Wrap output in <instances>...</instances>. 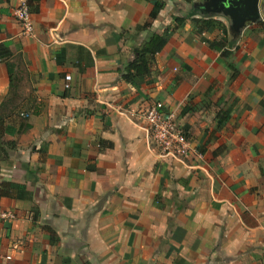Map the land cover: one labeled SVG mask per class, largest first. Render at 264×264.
<instances>
[{
	"label": "crops",
	"instance_id": "0c3cea01",
	"mask_svg": "<svg viewBox=\"0 0 264 264\" xmlns=\"http://www.w3.org/2000/svg\"><path fill=\"white\" fill-rule=\"evenodd\" d=\"M18 3L0 0V182L20 186L0 264H264V0L238 30L206 0H40L31 34ZM207 15L226 31L198 33ZM152 33L151 72L125 81ZM155 101L196 154L149 140Z\"/></svg>",
	"mask_w": 264,
	"mask_h": 264
},
{
	"label": "built area",
	"instance_id": "2783aa9c",
	"mask_svg": "<svg viewBox=\"0 0 264 264\" xmlns=\"http://www.w3.org/2000/svg\"><path fill=\"white\" fill-rule=\"evenodd\" d=\"M14 16L20 22L22 32L31 34L33 25L30 20L31 13L27 7V0H19L13 11ZM71 77L65 75V88L70 87ZM142 116L147 123L149 140L155 145L161 155L182 160L189 155L196 154L197 150L191 144L186 131L175 117L165 111L161 101L153 102ZM13 217L12 214L0 211V221Z\"/></svg>",
	"mask_w": 264,
	"mask_h": 264
},
{
	"label": "trees",
	"instance_id": "16d2710c",
	"mask_svg": "<svg viewBox=\"0 0 264 264\" xmlns=\"http://www.w3.org/2000/svg\"><path fill=\"white\" fill-rule=\"evenodd\" d=\"M40 0H27V7L30 13H35L39 10ZM157 11L151 13V17H156ZM176 22L183 21L182 18H175ZM199 21V20H198ZM201 26L197 29V32H202L204 29L209 27H216L223 33L226 31L224 25L212 16H206L205 19L200 20ZM138 26L137 28L142 29L144 26ZM260 26L264 32V21L260 22ZM166 43L162 33H152L139 47L135 49L137 53L135 59L128 63L123 69L121 77L129 82L136 83L141 77L148 75L151 72V66L155 63L156 55L162 50ZM213 45L222 46L221 40H214ZM12 53L3 45H0V60L9 59ZM8 70L11 72V65L7 62ZM2 129L3 123L0 121V156H5V146H14L13 142H4L2 140ZM20 193V186L14 182L8 180H2L0 182V199L5 197H16Z\"/></svg>",
	"mask_w": 264,
	"mask_h": 264
},
{
	"label": "water",
	"instance_id": "95a60500",
	"mask_svg": "<svg viewBox=\"0 0 264 264\" xmlns=\"http://www.w3.org/2000/svg\"><path fill=\"white\" fill-rule=\"evenodd\" d=\"M206 5L208 10L228 16L234 30L260 17L259 0H206Z\"/></svg>",
	"mask_w": 264,
	"mask_h": 264
}]
</instances>
